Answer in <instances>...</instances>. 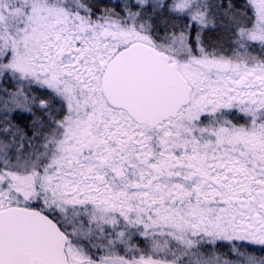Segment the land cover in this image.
Here are the masks:
<instances>
[{"label": "snow or ice", "instance_id": "1", "mask_svg": "<svg viewBox=\"0 0 264 264\" xmlns=\"http://www.w3.org/2000/svg\"><path fill=\"white\" fill-rule=\"evenodd\" d=\"M0 264H264V0H0Z\"/></svg>", "mask_w": 264, "mask_h": 264}]
</instances>
